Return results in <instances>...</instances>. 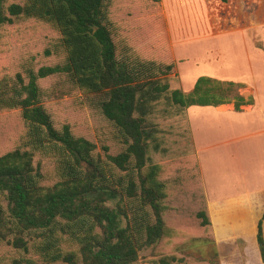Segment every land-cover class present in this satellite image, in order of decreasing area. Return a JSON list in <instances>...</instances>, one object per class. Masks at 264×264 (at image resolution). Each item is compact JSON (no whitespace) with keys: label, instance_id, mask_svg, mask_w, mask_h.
<instances>
[{"label":"trees","instance_id":"16d2710c","mask_svg":"<svg viewBox=\"0 0 264 264\" xmlns=\"http://www.w3.org/2000/svg\"><path fill=\"white\" fill-rule=\"evenodd\" d=\"M116 1L0 0V40L4 27L27 20L59 35L60 65L0 80V111L19 110L24 123L18 147L0 156V244L25 254L31 249L41 264H135L139 250L173 233L166 211L183 179L196 181L203 193L190 131L188 167L175 177L176 186L165 179L171 169L152 160L154 153H162L149 120L160 99L185 115L193 105L232 103L240 111L252 103L238 94L239 85L206 77H199L184 94L173 81L174 61L147 59L127 41L116 39ZM51 75L65 76L97 99L98 111L121 147L108 153L103 146L106 162L95 157L92 142L76 136L67 124L54 125L38 104L37 82ZM42 155L56 163L51 184L44 183L40 163L35 164ZM196 218L213 242L205 200ZM255 239L264 262L261 220ZM160 263L168 264L165 259ZM9 264L35 263L15 258Z\"/></svg>","mask_w":264,"mask_h":264},{"label":"rangeland","instance_id":"374dc122","mask_svg":"<svg viewBox=\"0 0 264 264\" xmlns=\"http://www.w3.org/2000/svg\"><path fill=\"white\" fill-rule=\"evenodd\" d=\"M263 5L264 0H228L226 3L219 0H117L112 12L114 19L120 22L116 27L120 32L116 39L127 41L147 59L169 64L177 57L175 50L197 60L204 52L210 54L213 47L220 46V41L212 38L195 40L197 38L233 32L243 34L249 29L254 30L249 36L258 37L257 28L264 20ZM58 38L55 30L34 20L4 27L0 40V80L6 76L14 78L16 74L25 78L28 72L35 74L41 67L60 65L62 55ZM173 79L178 83L177 78ZM37 85L38 104L47 111L54 125L67 124L76 136L92 142L96 147L95 157L102 161L106 162L103 146L107 147L108 153L120 150L111 128L98 111L94 96L80 92L63 75L39 79ZM155 105L149 120L158 135L162 153H154L152 160L171 169L165 179L176 186L175 177L188 167L191 154L187 117L185 112L180 114L170 106L166 98ZM23 132L24 123L19 110L0 111V156L18 147ZM36 161L40 163L44 183L54 182V158L42 155L35 164ZM189 179L188 176L183 179L176 190L178 196L168 203L166 221L173 233L157 244L139 250L135 264H161V259L168 264H264L257 254L254 240V249L239 240L219 248L200 231L196 213L203 210L205 198L196 181L190 182ZM30 244L28 241L29 247ZM15 258L21 261L30 259L35 264L43 262L31 249L25 254L12 246L0 244V263L9 264Z\"/></svg>","mask_w":264,"mask_h":264},{"label":"crops","instance_id":"0c3cea01","mask_svg":"<svg viewBox=\"0 0 264 264\" xmlns=\"http://www.w3.org/2000/svg\"><path fill=\"white\" fill-rule=\"evenodd\" d=\"M257 29L258 37L249 36L254 32L249 29L195 39L220 41L201 59L175 50L178 87L184 94L206 77L239 85L238 94L252 100L240 111L232 103L186 109L205 209L219 248L237 240L256 248L252 241L256 243L260 220L264 239V24Z\"/></svg>","mask_w":264,"mask_h":264}]
</instances>
